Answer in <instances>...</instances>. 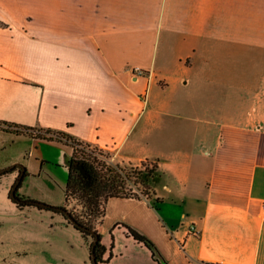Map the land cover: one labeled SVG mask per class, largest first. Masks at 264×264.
Segmentation results:
<instances>
[{"label": "crops", "instance_id": "1", "mask_svg": "<svg viewBox=\"0 0 264 264\" xmlns=\"http://www.w3.org/2000/svg\"><path fill=\"white\" fill-rule=\"evenodd\" d=\"M0 23V121L158 164L152 194L108 202L103 264H264V0H0ZM72 152L0 130L25 197L65 158L66 186ZM21 173L0 179V264H92L91 237L9 199Z\"/></svg>", "mask_w": 264, "mask_h": 264}, {"label": "trees", "instance_id": "2", "mask_svg": "<svg viewBox=\"0 0 264 264\" xmlns=\"http://www.w3.org/2000/svg\"><path fill=\"white\" fill-rule=\"evenodd\" d=\"M1 24V23H0ZM0 130L27 135L32 138L58 141L71 147L73 152L68 165L67 184L64 189L65 199L62 206H54L30 197L21 195L20 189L29 172L23 165L17 164L0 170V179L8 173L23 167L24 174L19 176L9 199L21 210L35 207L62 215L85 238L91 237L90 254L92 264H103L112 257L105 258L108 250L102 243L98 226L103 222L107 204L114 198H137L153 193L149 180L155 176L158 164L150 169L145 160L138 166L114 161L112 152L98 144L81 140L66 131H56L41 127H29L18 123L0 121ZM42 166L45 161H42ZM67 214V215H66ZM128 234L146 245L153 257L165 263L154 243L139 232L126 227Z\"/></svg>", "mask_w": 264, "mask_h": 264}, {"label": "rangeland", "instance_id": "3", "mask_svg": "<svg viewBox=\"0 0 264 264\" xmlns=\"http://www.w3.org/2000/svg\"><path fill=\"white\" fill-rule=\"evenodd\" d=\"M115 162H117V159L115 160ZM31 163L33 164L34 167L38 165V163L34 159H32ZM154 163H155L154 161H149L146 163V166H148L151 169ZM51 166H52L51 169L55 173L57 179L53 178L50 174H47V176L54 182V185H50L49 183H46V181L44 182V180H39L38 182H33L32 180H29L26 184V188L29 191H31V193L33 194L34 197L31 198L54 206H62L64 202L63 200L65 199V193H64L65 186L62 185L58 179L61 180L67 174V159L65 158L63 162H60L58 164L52 163ZM26 178L24 179L22 187L25 183ZM50 201H55V202L58 201L61 202L62 204L61 205L54 204Z\"/></svg>", "mask_w": 264, "mask_h": 264}, {"label": "built area", "instance_id": "4", "mask_svg": "<svg viewBox=\"0 0 264 264\" xmlns=\"http://www.w3.org/2000/svg\"><path fill=\"white\" fill-rule=\"evenodd\" d=\"M143 74H144V71H143L141 68H139V67L135 68V70H134L135 78H136L137 76H141V75H143ZM145 197H147V195H146ZM263 211H264V205H263ZM191 233L194 234V235H199V234H200V233H199V230H197V228L194 227V226L191 227Z\"/></svg>", "mask_w": 264, "mask_h": 264}, {"label": "water", "instance_id": "5", "mask_svg": "<svg viewBox=\"0 0 264 264\" xmlns=\"http://www.w3.org/2000/svg\"><path fill=\"white\" fill-rule=\"evenodd\" d=\"M23 174H24V169H23V167H22V173H21V176H23ZM16 188H17V186H15L14 189L12 190V195L15 194ZM66 215H67V214H66Z\"/></svg>", "mask_w": 264, "mask_h": 264}]
</instances>
